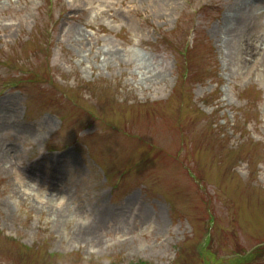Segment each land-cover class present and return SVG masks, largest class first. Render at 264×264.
I'll use <instances>...</instances> for the list:
<instances>
[{
	"label": "rangeland",
	"instance_id": "1",
	"mask_svg": "<svg viewBox=\"0 0 264 264\" xmlns=\"http://www.w3.org/2000/svg\"><path fill=\"white\" fill-rule=\"evenodd\" d=\"M242 1L0 0V264H264V62L214 35ZM53 188L164 224L69 247Z\"/></svg>",
	"mask_w": 264,
	"mask_h": 264
},
{
	"label": "bare ground",
	"instance_id": "2",
	"mask_svg": "<svg viewBox=\"0 0 264 264\" xmlns=\"http://www.w3.org/2000/svg\"><path fill=\"white\" fill-rule=\"evenodd\" d=\"M264 9V0H243L237 8H230L223 17V20L215 28L214 35L228 47L234 46L233 54L242 64H247L250 60H261L264 62V26L257 18L258 10ZM253 17L248 26V31L244 36H237L239 20ZM12 124L17 125L19 121L13 116ZM25 133L33 134V129L27 126L21 127ZM70 154L65 155L68 158ZM63 157V158H64ZM6 154L0 155L1 162H5ZM71 158V157H70ZM6 163V162H5ZM30 175L35 174L29 171ZM24 188L29 185L23 182ZM58 188H53L46 197L38 203L41 211H45L53 217V229L59 231L61 226L70 224L64 239L69 247L84 248L85 251L103 252L108 249L109 244L103 234L113 233L121 236V244L125 245L130 236L137 228L145 226L156 220L162 225L163 218L158 212L150 213L147 207L140 203L136 195H131L122 203L114 206H107L104 195H100L94 202H86L78 209L69 210L66 207L63 211L55 207V192ZM63 191V190H61ZM65 191V189H64ZM58 197V196H57ZM139 200V201H138ZM90 214L92 220L88 223L85 216ZM75 221L73 223L72 221Z\"/></svg>",
	"mask_w": 264,
	"mask_h": 264
},
{
	"label": "clouds",
	"instance_id": "3",
	"mask_svg": "<svg viewBox=\"0 0 264 264\" xmlns=\"http://www.w3.org/2000/svg\"><path fill=\"white\" fill-rule=\"evenodd\" d=\"M55 197V207L60 210L63 211L67 205H68V196L67 195H62V196H53ZM85 220L90 223L92 220V217L90 214L85 216Z\"/></svg>",
	"mask_w": 264,
	"mask_h": 264
},
{
	"label": "trees",
	"instance_id": "4",
	"mask_svg": "<svg viewBox=\"0 0 264 264\" xmlns=\"http://www.w3.org/2000/svg\"><path fill=\"white\" fill-rule=\"evenodd\" d=\"M236 259L234 261L235 264H247V263H250L252 261L251 255L248 257L246 256L245 258L239 256V257H236Z\"/></svg>",
	"mask_w": 264,
	"mask_h": 264
}]
</instances>
